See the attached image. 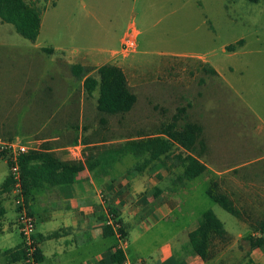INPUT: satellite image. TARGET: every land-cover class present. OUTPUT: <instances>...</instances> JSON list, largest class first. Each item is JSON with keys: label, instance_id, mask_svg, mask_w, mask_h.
Returning <instances> with one entry per match:
<instances>
[{"label": "rangeland", "instance_id": "374dc122", "mask_svg": "<svg viewBox=\"0 0 264 264\" xmlns=\"http://www.w3.org/2000/svg\"><path fill=\"white\" fill-rule=\"evenodd\" d=\"M85 1L87 6L84 4ZM38 4L44 9L40 34L35 41L24 38L16 32L12 24L2 22L0 19V65L6 66L4 72L6 78L0 83L1 97L12 95L10 88H7L11 85L10 79L14 74L13 70H10L11 65L16 59L20 61L21 58L23 60L28 58V54L35 48V42L44 49L53 48L56 58L65 54L77 58L84 54L103 53L106 59H112L110 51L119 49L123 32L126 31L124 35L131 33L132 36L131 24L140 30L136 47L138 53L132 54L136 48L129 54L118 51L116 53L118 59H112L111 62H130L132 58L140 56L159 63L161 56L153 51L194 52L204 56L210 61V65L219 69L222 75V78H219L218 92L215 88L213 95L207 94L209 87H202L199 83L197 94L194 85L184 87L190 84L189 72L182 69L185 67L184 61L175 71L168 72L170 78L174 79L172 81L164 78V71L157 72L151 68V71H147L149 75L150 72L161 74L160 80L163 82L178 85L168 87L171 97H166L163 93L164 99L160 103L145 102L141 107L140 101L142 95H145L146 87L141 85L143 81H138V72L128 70L129 79L134 86L132 89L140 95L138 101L127 112L130 114L107 116V118L98 115L94 120L90 119L91 121L87 122L88 127H91V131L85 136L87 140H95L102 144L89 147L91 148L87 149L89 153L87 150L86 153L84 151V159L90 153L103 152L110 146L120 144L124 139L151 135L163 123L171 122L178 114L179 108L185 107L186 113L181 115L179 124H184L185 120L201 123L205 129L203 137L206 142L208 139L214 144L213 153L216 151L218 158L221 157L220 163L225 150L227 163L232 165L249 163L240 173L264 169V128L260 127L263 122L258 118L259 116L264 119V0L257 3L249 0H47V2L38 0ZM172 9L175 11L170 12ZM97 16L101 18V22H96ZM240 39L245 40L244 44L236 45L235 50L227 49L228 45L235 44ZM18 41L26 42L25 48L18 44ZM145 49H148L150 54H144ZM122 55L130 56L123 58ZM100 62L103 63L104 60ZM133 75L135 79L131 77ZM201 75L205 74L200 72ZM143 77L145 78V75ZM163 82L161 85L164 84ZM161 89L165 87L162 86ZM96 93H99V90H96ZM170 93H174L175 97ZM182 93L186 95L184 98ZM12 106L13 104L10 103H0V111L11 109ZM213 109L215 110L212 111ZM143 110L146 113H143ZM16 113V110L11 109L10 117L16 116ZM212 113L215 114L213 120L216 126L211 129L212 136H210L206 127L208 117ZM21 114L22 121L29 119L25 110ZM104 118L105 123L102 121ZM21 127L22 124L18 129L20 130ZM20 136L18 138L25 137ZM32 137L38 138L35 135ZM11 138L16 139L17 136H1L0 141H8ZM28 142L33 148L38 147L37 139H30ZM211 148L209 143L208 150ZM182 151L175 148L169 158L154 165L161 167L165 164L164 172L168 177L165 179L161 177L162 188L165 193H176L180 207L169 218L152 225L149 231H144L139 238H135L134 233L130 235L128 252H131V257L141 256L152 263L158 256L157 250L170 242L175 245V259L179 260L181 255L184 256V252L181 254L180 245L176 242L180 240L185 249L192 248L188 231L193 229L203 212L208 209L216 213L229 232L235 234L240 231L238 217L226 211L207 195L206 190L211 184L209 176L213 177L209 171H205L194 180L177 184L175 179L183 171L177 155ZM139 160L142 161L143 156L124 155L120 160L124 162L122 163L124 166L117 168L119 173L127 170L131 172ZM208 160L212 159L208 156ZM0 162L5 161L0 157ZM231 175L233 177L231 180L228 176L217 179L219 185L221 183L219 189L233 190L237 199V202H234L238 206V180L243 182L245 178L239 176L237 171ZM247 181L246 193L247 199L250 197V202H255V193L260 192L261 188V194L259 193L261 198L258 199L261 203L258 207L264 212L262 196L264 174L247 176ZM150 190L153 191L154 188ZM241 207L244 209L243 206ZM251 208L252 213L254 210L259 212L255 206ZM246 232L247 230L244 233ZM253 232L254 228L250 233ZM244 238L234 243L229 237L225 241L215 239L212 247L213 259L211 258L213 263L210 264H247L254 248ZM257 248L253 257L259 256L260 264H264V246Z\"/></svg>", "mask_w": 264, "mask_h": 264}, {"label": "crops", "instance_id": "0c3cea01", "mask_svg": "<svg viewBox=\"0 0 264 264\" xmlns=\"http://www.w3.org/2000/svg\"><path fill=\"white\" fill-rule=\"evenodd\" d=\"M84 4L87 6L86 1ZM174 11L175 9H172L170 12ZM100 20L101 18L97 16L96 22H101ZM130 26H132L137 43L140 30L133 24ZM125 32L120 37L119 49L110 51L113 60L119 57L116 56V53L120 51ZM17 43L25 48L26 42L18 41ZM34 47L32 52L28 54V58L25 60L21 58L20 61L16 59L10 67L14 74L10 79L11 85L7 88H10L12 95L6 98L1 97L0 91V103L13 104L11 109L17 111L14 117H10V108L0 111V138L1 136L12 135L18 138L22 135L25 136L22 138L26 141L37 139L38 147L34 149H40L44 144L48 145L50 150L63 160L84 161L83 154L86 153L89 147L92 148L102 144L95 140H87L85 136L91 131V127H88L87 122L91 121L90 119L94 120L98 115L105 118L114 116L104 114L97 109L99 93H96V90L98 89L92 95H88L84 89L85 78L89 75H96L101 65L110 63L121 67L130 89L137 96V101L140 95L132 89L134 86L129 79L128 70L139 73L138 81H143L141 85L146 87L145 95H142L143 98L140 97L142 98L140 101L141 107L145 102L149 104L160 103L164 99L163 93L166 94V97H171L169 96L168 87L178 85L163 82L160 80L162 79L161 74L150 72L149 75L147 71H151V68L157 72L164 71V78L172 81L174 79L170 78L168 72L175 71L176 67L184 61L185 67L182 69L187 70L190 74V84L184 87L194 85L197 94L199 93L197 92L199 83L202 84V87H209L207 94L212 93L213 95L215 88L218 92L219 78H222L217 67L210 65V61L206 60L204 56L194 52L153 51L161 56L159 63H154L153 60L151 62L148 57L141 58L140 56L132 58L130 62L120 63L117 61L118 63H116L111 62L112 59H106L103 53L97 55L84 54L82 57L77 58L65 54L56 58L53 48L49 47L52 49L51 52L46 51V48L44 49L36 42ZM144 51L146 52L144 54H150L148 49ZM134 53H138L137 48L132 54ZM122 57L126 58L123 55ZM100 60H104V62L101 63ZM145 62L147 63L143 65ZM74 64L83 65L89 70L88 73L82 78L75 76L71 70ZM5 67L0 65V83L6 78ZM212 69L216 73L211 72ZM200 72L205 75L200 76ZM143 75H145V78ZM131 77L135 79L134 75ZM162 82L163 85H161ZM162 86L165 89H161ZM171 95L175 97L174 93ZM182 96L184 98L186 95L182 93ZM88 102L90 103L88 104ZM23 110L29 115V119L26 121L21 119ZM143 113L146 112L143 110ZM214 116V113L210 114L207 120L206 131L210 136H212L211 129L213 130L216 126L213 120ZM258 118L263 122L260 127L264 128V119L259 116ZM186 122L195 121L185 120L184 124ZM20 124H22V127L19 130L18 126ZM28 125H31V127ZM164 125L163 123L162 126L156 128L151 135L156 134ZM182 125L178 121V126ZM201 126L203 129L202 135H204L205 129L202 124ZM33 135L38 138H33ZM205 143L206 149L200 160L206 165L210 175L213 176H209V183L212 180L218 182L217 179L226 176L231 180L233 179L231 174L236 171L239 176L245 178L243 182L238 180V207L242 212L241 217L238 218L240 231L234 234L225 228L228 237L232 238V243H234L244 237L246 238L252 228H256L259 222L264 220V212H261L258 207L261 203V200H258L261 198L259 195L261 188L260 192L255 193V202L253 203L249 201L250 197L247 199L248 194L246 193L248 190L247 176L264 174V169L257 172L246 171L240 173L241 169L249 163L245 162L240 165L227 163L225 150H223V160L220 163L219 159L221 157L218 158L216 151L213 153L215 147L212 141L207 139ZM209 143L212 146L211 150H208ZM208 156L212 160H208ZM0 157L5 161L0 162V264H24L22 236L19 230L18 209L15 203L16 194L13 186L8 182L10 178L8 162L5 157L1 155ZM123 157L106 168H102L101 165L94 169L84 168L76 174L75 180L70 184L35 191L29 199V206L36 219V235L40 241L39 255L42 264H118L112 258L118 249H121L125 255L123 264L213 263V258L205 262L192 248L185 249L180 240L176 244L180 245V252L181 254L184 252V256L181 255L179 260L175 259V245L173 246L170 242L165 243L157 250L158 256L155 257L152 263L141 256L135 257L132 255L131 257V252H128L130 235L134 233L135 238H139L144 231H149L152 225L169 218L180 207V201L177 200L175 192L165 193L162 188L161 177L163 179L168 177L164 172L166 169L165 164L161 167L153 166L137 173H131L130 170L119 173L117 168L118 166H124L122 164L124 162H120ZM219 186H221V183ZM152 187L154 188L153 191L150 190ZM222 191L237 202L233 190L227 188L222 189ZM262 196L264 198L263 193ZM252 206H255V209L259 212L254 210V213H252ZM108 208L115 214L116 222L124 230L123 239L125 243L118 238L116 227L107 218ZM250 208L251 212L249 211ZM198 223L188 231V237L189 233L198 226ZM245 230H247L246 233H244ZM52 234L55 235L51 236ZM257 249V247H254L249 257L260 263L259 256H257L258 258L253 257L254 250Z\"/></svg>", "mask_w": 264, "mask_h": 264}, {"label": "trees", "instance_id": "16d2710c", "mask_svg": "<svg viewBox=\"0 0 264 264\" xmlns=\"http://www.w3.org/2000/svg\"><path fill=\"white\" fill-rule=\"evenodd\" d=\"M44 1L47 2V0ZM249 1L257 3L260 0ZM43 9L44 7L38 4V0H0V19L12 24L15 30L26 39L35 41L40 34ZM244 42V39H240L235 44L228 45L227 49L235 50L236 45H242ZM46 51L51 52L52 49L46 48ZM71 70L79 78L89 71L81 64L72 65ZM210 71L216 73L214 69ZM84 89L88 95H92L96 89L99 90L97 109L107 115L125 114L133 108L137 101V96L130 89L122 68L110 63L101 65L96 75L87 76L84 80ZM185 112V108H179L178 114L173 117L172 121L165 124L154 135L129 138L118 145L108 147L103 152L90 153L84 161L63 160L45 144L40 149H31L19 155L21 184L27 203L29 204V199L38 189L70 184L75 180L76 174L84 168L94 169L99 165L106 168L127 154L143 156V160L137 161L138 163L132 170L141 172L169 158L174 149L179 148L183 151L177 155V158L180 160L183 171L177 175L175 181L177 184H184L194 180L207 171L206 165L200 160L206 149V143L202 135L201 124L186 122L178 126V121ZM102 121L106 122L104 119ZM0 155L7 158L5 152L0 151ZM8 182L14 188V180L11 176ZM206 193L226 211L238 218L241 217V210L227 193L219 189L217 181H211ZM28 209L33 215L29 205ZM120 231L124 236V230L120 228ZM36 238L40 243L37 235ZM217 238L222 241L227 240L228 232L216 213L208 209L203 212L198 226L189 233L192 249L207 262L213 256V242ZM245 239L252 248L264 246V220L259 222L254 232L248 234ZM37 257L42 264L39 247ZM112 258L118 264H123L125 261V255L121 249H118ZM247 264L260 263L249 259Z\"/></svg>", "mask_w": 264, "mask_h": 264}, {"label": "built area", "instance_id": "2783aa9c", "mask_svg": "<svg viewBox=\"0 0 264 264\" xmlns=\"http://www.w3.org/2000/svg\"><path fill=\"white\" fill-rule=\"evenodd\" d=\"M124 35L120 52L129 54L137 47L134 32ZM34 149L28 141L16 138L8 141H0V151L6 153V160L9 165L10 176L14 180V191L16 194L15 203L18 207V225L22 236V250L24 264H41L37 257L39 242L36 238V223L33 215L29 213L28 203L21 184L20 167L18 163L19 155ZM108 220L116 227L118 238L125 243L120 232V225L116 222L115 214L107 211Z\"/></svg>", "mask_w": 264, "mask_h": 264}]
</instances>
